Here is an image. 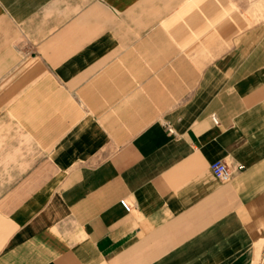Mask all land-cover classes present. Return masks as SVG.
I'll return each instance as SVG.
<instances>
[{"label":"crops","instance_id":"crops-1","mask_svg":"<svg viewBox=\"0 0 264 264\" xmlns=\"http://www.w3.org/2000/svg\"><path fill=\"white\" fill-rule=\"evenodd\" d=\"M250 1L0 0V264H264Z\"/></svg>","mask_w":264,"mask_h":264},{"label":"built area","instance_id":"built-area-1","mask_svg":"<svg viewBox=\"0 0 264 264\" xmlns=\"http://www.w3.org/2000/svg\"><path fill=\"white\" fill-rule=\"evenodd\" d=\"M212 119L215 124L219 123L218 118L215 115L212 116ZM166 128L170 134H173V135L175 134V131L171 126L167 125ZM211 169H212V172H214L213 174L223 182H228L232 178V174H233L232 169L225 162L218 160L211 165ZM120 204L127 213L132 212L133 206L127 199L125 198L121 199Z\"/></svg>","mask_w":264,"mask_h":264},{"label":"rangeland","instance_id":"rangeland-1","mask_svg":"<svg viewBox=\"0 0 264 264\" xmlns=\"http://www.w3.org/2000/svg\"><path fill=\"white\" fill-rule=\"evenodd\" d=\"M250 9L251 13H255V18L262 19L263 14H264V0H255V1H250Z\"/></svg>","mask_w":264,"mask_h":264}]
</instances>
